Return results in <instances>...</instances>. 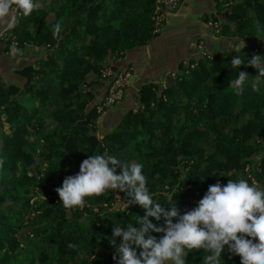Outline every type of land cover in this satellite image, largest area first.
Wrapping results in <instances>:
<instances>
[{"label": "trees", "instance_id": "1", "mask_svg": "<svg viewBox=\"0 0 264 264\" xmlns=\"http://www.w3.org/2000/svg\"><path fill=\"white\" fill-rule=\"evenodd\" d=\"M35 3L38 9L21 15L5 37L6 50L13 44L36 46L45 56L18 71L22 86L0 74V264H117L112 229L117 222L139 228L136 220L144 210L116 208V196L127 199L123 192L86 198L84 208L68 210L56 192L93 154L120 159L116 174L123 163H141L153 199L164 207L174 204L181 215L195 209L217 182L242 178L264 190V77L254 92L256 69L246 62L238 69L231 65L238 55L245 61L264 56V30H256L258 23L264 29V0H240L215 19L220 36L256 44L234 57L206 51L209 56L182 67L166 88L146 84L139 108L102 136L98 121L107 110H100L106 97L99 99L98 86L106 81L102 72L160 34L156 0ZM57 23L61 30L54 35ZM239 72L249 77L236 95L229 82ZM206 254L191 250L186 264H203ZM220 264L241 259L225 246Z\"/></svg>", "mask_w": 264, "mask_h": 264}, {"label": "clouds", "instance_id": "2", "mask_svg": "<svg viewBox=\"0 0 264 264\" xmlns=\"http://www.w3.org/2000/svg\"><path fill=\"white\" fill-rule=\"evenodd\" d=\"M38 7L35 0H0V24L15 28L17 13L28 17ZM60 30L59 23L53 26L54 35ZM256 30L264 29L258 23ZM8 55L15 58L24 53L13 44ZM245 62L256 69L251 87L259 92L264 56L253 55L245 61L238 55L231 65L238 69ZM248 77L246 72H239L238 78L230 80L229 87L236 95L243 93ZM119 166L121 160L114 155L93 154L82 161L78 174L66 177L56 189L60 204L68 210L82 209L86 198L107 192H123L127 199L122 206L139 205L144 210L145 215L136 220L139 228L115 223L109 243L115 248L113 259L117 264H186L188 252L201 249L207 253L203 264H220L225 246L240 257L241 264H264V190L242 178L229 179L223 186L217 182L209 186L195 209L181 215L174 204L164 207L153 199L141 163H123L121 174H116ZM150 218L163 220L164 225L157 226ZM153 232L163 235L157 239ZM117 238H122L118 245ZM136 249L141 250L139 254Z\"/></svg>", "mask_w": 264, "mask_h": 264}, {"label": "crops", "instance_id": "3", "mask_svg": "<svg viewBox=\"0 0 264 264\" xmlns=\"http://www.w3.org/2000/svg\"><path fill=\"white\" fill-rule=\"evenodd\" d=\"M224 14L225 10L218 0H186L176 10L167 12L160 34L149 44L129 50L119 59L110 61L120 70H130L133 78L124 100L101 114L98 121L100 136L115 128L129 111L139 108L140 90L146 84H158L165 88L182 67L201 58L202 51L235 52L237 44L220 36L210 25L216 18H224ZM9 30L7 25L0 24V74L7 82L22 86L24 78L18 71L35 65L44 57L45 50L28 46L20 48L24 53L22 57L9 56L5 42V34ZM107 91L108 82L104 81L98 86L99 99L104 98Z\"/></svg>", "mask_w": 264, "mask_h": 264}, {"label": "built area", "instance_id": "4", "mask_svg": "<svg viewBox=\"0 0 264 264\" xmlns=\"http://www.w3.org/2000/svg\"><path fill=\"white\" fill-rule=\"evenodd\" d=\"M186 0H156L157 8H156V16H155V24L157 31H161L165 16L167 12H172L180 7ZM224 10L231 9L233 5L240 0H218ZM22 14L17 13L15 24L18 23ZM211 26L216 29V32H220V26L218 22H211ZM11 30V29H10ZM9 30V31H10ZM9 31L5 34L7 38L9 35ZM200 48L202 49V43L200 44ZM202 56H209L206 51H202ZM102 77L104 80L109 82L108 93L100 107V110L108 109L113 107L119 103H121L127 93L128 88L132 83L133 73L130 70H120L113 67L111 62L107 63L105 69L102 72Z\"/></svg>", "mask_w": 264, "mask_h": 264}, {"label": "rangeland", "instance_id": "5", "mask_svg": "<svg viewBox=\"0 0 264 264\" xmlns=\"http://www.w3.org/2000/svg\"><path fill=\"white\" fill-rule=\"evenodd\" d=\"M260 39H262L261 37L259 38V41H260ZM257 43V41H252V42H246V41H241L239 44H237V48H236V51L235 52H233V53H230V55L232 56V57H234V56H236L238 53H239V51L242 49V47H244V46H251V45H253V44H256ZM45 56V55H44ZM175 77H176V75H174V79H175ZM166 88V87H165ZM111 108V107H110ZM110 108H108V109H110ZM38 198H40V199H44L43 198V196H42V194H39V196H38ZM37 198H35L34 200H36ZM116 199H117V203H116V205H115V207L116 208H125L124 206H122L123 205V201H121V197L120 196H116ZM34 200H32V202H34Z\"/></svg>", "mask_w": 264, "mask_h": 264}]
</instances>
